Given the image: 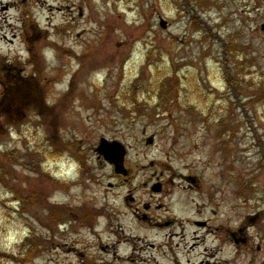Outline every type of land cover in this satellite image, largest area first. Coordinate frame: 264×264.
I'll return each mask as SVG.
<instances>
[{
    "label": "rangeland",
    "instance_id": "rangeland-1",
    "mask_svg": "<svg viewBox=\"0 0 264 264\" xmlns=\"http://www.w3.org/2000/svg\"><path fill=\"white\" fill-rule=\"evenodd\" d=\"M0 21L1 89L27 47L44 66L33 99L0 90V264H264V0H0Z\"/></svg>",
    "mask_w": 264,
    "mask_h": 264
},
{
    "label": "flooded vegetation",
    "instance_id": "flooded-vegetation-1",
    "mask_svg": "<svg viewBox=\"0 0 264 264\" xmlns=\"http://www.w3.org/2000/svg\"><path fill=\"white\" fill-rule=\"evenodd\" d=\"M29 46H31V44ZM4 66L8 68L7 75H9L12 79L11 81H6V83L1 84L2 89L0 87V90L3 91L1 99L2 97H5L6 101L12 100V102L13 100L18 101L22 99H33L31 94L35 89L38 88L37 84L40 80V70L41 68L44 69L40 55L36 54L35 50L31 47H27L26 50L23 51V57H18L17 59H14L10 62L6 61V63H4ZM43 81L52 82L53 79L48 77L44 78ZM12 102L11 104H13ZM184 183L190 190H193L194 187L198 186L199 184L198 180L191 177H186L184 179ZM155 185L158 186H156V189L155 187L151 188L152 194L157 195V197L161 196L163 192L162 184L157 183ZM131 202L134 203V200L131 199ZM156 205L153 206V204L146 203L143 205V210L149 214L153 211L156 213L162 211V206H159V204ZM142 219L145 221L147 219V216L144 215ZM192 225L200 230L208 229L207 221H194L192 222ZM165 226H170V223H166Z\"/></svg>",
    "mask_w": 264,
    "mask_h": 264
},
{
    "label": "water",
    "instance_id": "water-1",
    "mask_svg": "<svg viewBox=\"0 0 264 264\" xmlns=\"http://www.w3.org/2000/svg\"><path fill=\"white\" fill-rule=\"evenodd\" d=\"M161 26H165L164 22H161ZM151 143V141H148ZM96 152L99 156H101L108 164L114 166V171L117 174L123 172L122 164H123V149L122 147L116 143H108L105 140H101L99 147L96 149ZM157 187H155L156 189Z\"/></svg>",
    "mask_w": 264,
    "mask_h": 264
},
{
    "label": "trees",
    "instance_id": "trees-1",
    "mask_svg": "<svg viewBox=\"0 0 264 264\" xmlns=\"http://www.w3.org/2000/svg\"><path fill=\"white\" fill-rule=\"evenodd\" d=\"M223 75H224V82H225L226 86L229 88V90H231L233 92L234 95H236L235 91H236V88L238 85L237 80L235 79L234 76L229 75V72H227V71H224Z\"/></svg>",
    "mask_w": 264,
    "mask_h": 264
},
{
    "label": "bare ground",
    "instance_id": "bare-ground-1",
    "mask_svg": "<svg viewBox=\"0 0 264 264\" xmlns=\"http://www.w3.org/2000/svg\"><path fill=\"white\" fill-rule=\"evenodd\" d=\"M0 22H1V21H0ZM0 29H1V28H0ZM197 247H198L199 249L201 248V246H200V245H197ZM209 256H210V255H207V254H206V256H205V257H207V258H208V260H207V263H206V264H211V260H209V259H210V257H211L212 255H211L210 257H209Z\"/></svg>",
    "mask_w": 264,
    "mask_h": 264
},
{
    "label": "clouds",
    "instance_id": "clouds-1",
    "mask_svg": "<svg viewBox=\"0 0 264 264\" xmlns=\"http://www.w3.org/2000/svg\"><path fill=\"white\" fill-rule=\"evenodd\" d=\"M51 57V52H47L46 53V58H50Z\"/></svg>",
    "mask_w": 264,
    "mask_h": 264
}]
</instances>
